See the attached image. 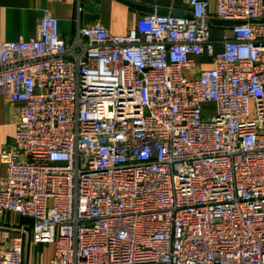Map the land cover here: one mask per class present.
I'll list each match as a JSON object with an SVG mask.
<instances>
[{"label":"built area","instance_id":"obj_1","mask_svg":"<svg viewBox=\"0 0 264 264\" xmlns=\"http://www.w3.org/2000/svg\"><path fill=\"white\" fill-rule=\"evenodd\" d=\"M180 1L70 44L44 8L0 41V95L20 102L0 221H33L42 264H264V0ZM23 254L12 236L0 264Z\"/></svg>","mask_w":264,"mask_h":264},{"label":"crops","instance_id":"obj_2","mask_svg":"<svg viewBox=\"0 0 264 264\" xmlns=\"http://www.w3.org/2000/svg\"><path fill=\"white\" fill-rule=\"evenodd\" d=\"M148 6L182 13L180 0H140ZM213 3V0H211ZM80 7V10H79ZM48 8L59 19L60 33L67 44H70L79 27L101 24L114 33H125L136 24L139 15L146 11L137 10L120 0H0V41L29 39L36 33L38 19L42 10ZM211 35L214 39L231 37L228 23L212 19ZM222 49L221 43L215 50ZM199 62L210 59L201 58ZM19 101L10 100L0 95V150L14 138L17 108ZM6 173V165L0 162V177ZM33 221L13 212H5L0 221V245L19 234L24 237V264H42L52 257L51 243L34 244L26 240L31 233Z\"/></svg>","mask_w":264,"mask_h":264},{"label":"water","instance_id":"obj_3","mask_svg":"<svg viewBox=\"0 0 264 264\" xmlns=\"http://www.w3.org/2000/svg\"><path fill=\"white\" fill-rule=\"evenodd\" d=\"M120 1H122L123 3L129 5V6L135 8L137 10H141V11H146V12H154V11H156L158 13H167L168 12L167 10H164V9H161V8L155 9L152 6H148L146 4L135 3V2L130 1V0H120ZM176 14H181V13H176ZM219 21L223 22V23H228V24L237 22V21H225V20H219ZM26 240L27 241L29 240L28 234L26 235Z\"/></svg>","mask_w":264,"mask_h":264},{"label":"rangeland","instance_id":"obj_4","mask_svg":"<svg viewBox=\"0 0 264 264\" xmlns=\"http://www.w3.org/2000/svg\"><path fill=\"white\" fill-rule=\"evenodd\" d=\"M210 106H211V105H208L207 108H211ZM209 110H210V109H209Z\"/></svg>","mask_w":264,"mask_h":264}]
</instances>
